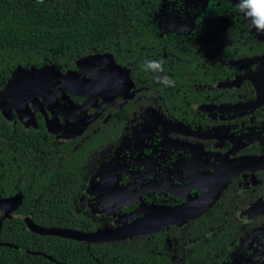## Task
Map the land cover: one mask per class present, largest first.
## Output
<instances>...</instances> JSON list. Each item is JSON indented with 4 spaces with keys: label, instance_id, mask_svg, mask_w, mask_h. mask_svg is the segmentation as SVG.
I'll return each instance as SVG.
<instances>
[{
    "label": "flooded vegetation",
    "instance_id": "flooded-vegetation-1",
    "mask_svg": "<svg viewBox=\"0 0 264 264\" xmlns=\"http://www.w3.org/2000/svg\"><path fill=\"white\" fill-rule=\"evenodd\" d=\"M144 12V44L123 48L136 55L24 67L0 88L17 135L5 217L47 213L48 227L85 232L164 219L145 235L173 261L264 264V40L234 0ZM150 59L174 84L143 70Z\"/></svg>",
    "mask_w": 264,
    "mask_h": 264
},
{
    "label": "trees",
    "instance_id": "trees-1",
    "mask_svg": "<svg viewBox=\"0 0 264 264\" xmlns=\"http://www.w3.org/2000/svg\"><path fill=\"white\" fill-rule=\"evenodd\" d=\"M145 1L0 0V88L5 90L17 67L40 69L54 64L61 69L100 51L118 58L136 55L123 48L143 45L147 38L140 33ZM14 141L17 135L0 113V194L16 190ZM18 189L27 192L23 183ZM49 216L3 217L0 264H194L171 260L155 235H145L150 232L122 240L87 242L28 228L26 217L37 226L48 227L53 223Z\"/></svg>",
    "mask_w": 264,
    "mask_h": 264
},
{
    "label": "water",
    "instance_id": "water-1",
    "mask_svg": "<svg viewBox=\"0 0 264 264\" xmlns=\"http://www.w3.org/2000/svg\"><path fill=\"white\" fill-rule=\"evenodd\" d=\"M44 67V66H43ZM41 67L39 70H43L44 68ZM47 67H55L54 64H49ZM24 68L17 67L11 76V80L9 82L10 85H7L6 89L13 85L14 82H17L16 80L18 78H15L16 75L19 74L20 70H23ZM14 198H8L5 200H0V208H3L4 206H7L8 203L13 201ZM2 201V202H1ZM172 216V214L170 213ZM7 216V213L3 214V216L0 218V220ZM27 221L28 228L32 231L38 232L40 234H50V235H57L62 237H68L76 240H85L87 242H98V241H112V240H122L131 238L135 235L145 234L148 232H151L153 230H156L158 228H161L162 226L166 225V221L163 219V222H159V225H156L153 228H148L147 223L144 221L136 222L132 224H128L122 228H102L98 229L93 232H83L80 230H73V229H67V228H59V227H41L33 224L28 217L25 218ZM30 221V222H29ZM29 222V223H28Z\"/></svg>",
    "mask_w": 264,
    "mask_h": 264
},
{
    "label": "clouds",
    "instance_id": "clouds-1",
    "mask_svg": "<svg viewBox=\"0 0 264 264\" xmlns=\"http://www.w3.org/2000/svg\"><path fill=\"white\" fill-rule=\"evenodd\" d=\"M235 7L249 22L251 28L257 32L264 33V0H236ZM164 61L147 60L143 65V70L158 73L157 80L164 86L174 84V80L167 75H160L164 72Z\"/></svg>",
    "mask_w": 264,
    "mask_h": 264
},
{
    "label": "rangeland",
    "instance_id": "rangeland-1",
    "mask_svg": "<svg viewBox=\"0 0 264 264\" xmlns=\"http://www.w3.org/2000/svg\"><path fill=\"white\" fill-rule=\"evenodd\" d=\"M235 3H236V0H234ZM253 30L261 37L263 38L264 40V33H260V32H257L255 28H253ZM264 59V58H263ZM17 200H19L18 196L15 197ZM5 209V206L3 207ZM8 211L5 209V213H7Z\"/></svg>",
    "mask_w": 264,
    "mask_h": 264
}]
</instances>
